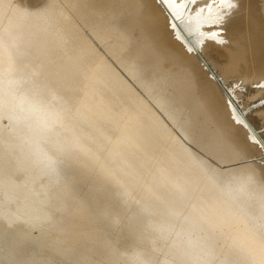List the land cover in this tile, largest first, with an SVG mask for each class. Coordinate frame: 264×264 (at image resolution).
<instances>
[{"label": "bare ground", "instance_id": "1", "mask_svg": "<svg viewBox=\"0 0 264 264\" xmlns=\"http://www.w3.org/2000/svg\"><path fill=\"white\" fill-rule=\"evenodd\" d=\"M169 11L0 0V264H264V0Z\"/></svg>", "mask_w": 264, "mask_h": 264}, {"label": "snow or ice", "instance_id": "2", "mask_svg": "<svg viewBox=\"0 0 264 264\" xmlns=\"http://www.w3.org/2000/svg\"><path fill=\"white\" fill-rule=\"evenodd\" d=\"M166 3L170 7L169 15L173 17L176 27L186 19L195 20V26L184 31L189 36L201 37L197 47H202L207 41L218 45L226 43L223 39V26L239 8V0H205L204 3H200V0H166ZM205 15L207 19L202 21L201 18ZM205 27L211 31H202ZM177 39L180 37L177 36ZM188 50L192 51L191 48Z\"/></svg>", "mask_w": 264, "mask_h": 264}, {"label": "rangeland", "instance_id": "3", "mask_svg": "<svg viewBox=\"0 0 264 264\" xmlns=\"http://www.w3.org/2000/svg\"><path fill=\"white\" fill-rule=\"evenodd\" d=\"M201 63H203V62L200 61V65H201ZM201 66H202V65H201Z\"/></svg>", "mask_w": 264, "mask_h": 264}]
</instances>
